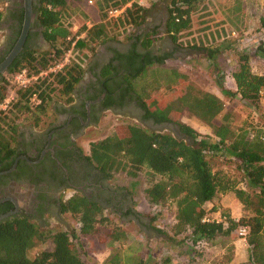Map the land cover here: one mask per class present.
Masks as SVG:
<instances>
[{
  "label": "trees",
  "instance_id": "1",
  "mask_svg": "<svg viewBox=\"0 0 264 264\" xmlns=\"http://www.w3.org/2000/svg\"><path fill=\"white\" fill-rule=\"evenodd\" d=\"M71 1L80 3L83 0H39L38 20L44 27V36L50 49L44 52L25 51L12 61L6 75H0V101L9 90L15 89L14 100L7 110L0 113L2 167H7L17 154L19 121L27 118L38 125L48 116L54 98L71 102L73 90L86 71L85 62L95 54L96 48L115 39L114 32L117 30L138 27L145 20L144 6L134 0H94L99 20L89 27L85 25L86 21L82 22L72 35L71 26L65 22V9ZM238 1L240 0L234 1L235 5ZM128 2L130 6L125 8L121 16L107 17L110 8L123 6ZM202 3V0H168L165 32L176 45L202 51L208 58L214 59L230 46L229 36L240 30L238 6L235 7L237 11L234 15H231L234 20H220L217 24L206 22L210 24H203V30L195 40L185 42V37L180 36H190L193 27H201L202 21L194 17V13ZM260 21L264 27V18ZM108 28L113 30L114 35L108 34ZM156 30L148 32L137 42L145 53L134 52L138 58L134 57L132 62L137 59L138 63L134 64L132 71L125 77L127 89L143 100L141 104L149 117H153L155 122L177 123L187 140L168 132L146 129L134 122L121 121L114 126L110 135L90 143L89 158L107 178L116 171H125L131 177H136L143 166L152 171L157 179L145 189L146 196L155 206L169 203L175 205V222L170 231L175 236L181 235V239L192 245L200 241L212 243L219 237H231L239 226H247V264H264V130L250 131L243 127L233 130L228 112L221 118H216L224 110L219 97L210 93H196L185 78L173 82L169 72L164 73V77L167 84L175 83L170 89L171 94L166 97L158 93L148 97L144 92L149 81L145 83L137 77H146L151 72L153 78L158 79L163 73L160 66L168 58L149 54L150 46L161 38ZM73 41L75 45L69 63L55 72L39 77L26 88H15L11 81L12 74L23 68L34 74L47 70L63 59ZM256 50L264 57V41L257 44ZM150 66H155V71ZM109 73L111 66L106 65L101 74L108 78ZM232 77L236 89L231 91L221 88V93L229 97L239 95L246 107L258 109L261 104L260 92L264 89V74L251 69L250 53L238 54V64ZM144 96L148 97L147 100ZM173 103L210 127L211 134H201L174 118L178 110L173 107ZM209 154L234 157L245 186H239V182L225 172L213 170L208 160ZM228 192H232L249 213L234 219L222 210L220 213L225 217L224 220H206L209 211L219 210V207L207 209L205 204ZM104 209L97 201L76 192L61 205L63 213L77 220L79 227L75 232L61 229L47 232L33 221L17 217L0 223V263L86 264L75 251L74 243L78 236L92 234L99 237L102 232L105 239L121 242L127 239V234L120 226L110 222L103 214ZM130 212L129 209L124 215L127 216ZM155 230L168 237L161 229ZM172 237L169 236L168 239ZM49 239L51 249H42L33 256L29 255L33 246ZM103 264H124L121 253L118 250L112 252Z\"/></svg>",
  "mask_w": 264,
  "mask_h": 264
},
{
  "label": "rangeland",
  "instance_id": "2",
  "mask_svg": "<svg viewBox=\"0 0 264 264\" xmlns=\"http://www.w3.org/2000/svg\"><path fill=\"white\" fill-rule=\"evenodd\" d=\"M91 1V4L88 3V0H83L80 3L71 1L66 7L65 22L71 26L70 31L72 35L78 30L79 24L82 22L88 19L93 22L99 20L96 3L94 0ZM234 1L202 0L201 7L194 13V17L200 18V21H202L200 23L201 27H193L192 35L190 36H180V38L185 37V42L189 43L195 40L196 36L201 32L203 24H217L220 20L231 22L234 20L231 15L238 10L239 20L241 21L239 25L240 30L229 36L230 48H226L218 57L213 59L208 58L202 51L183 47V54L169 56L165 59L162 66L163 73L157 80L151 79L153 77V73L151 74V72L146 75L150 80L145 79L143 75L137 78L139 80L145 79V83L149 81L144 92L148 94V97L157 95L158 93L166 97L171 94L170 89L175 83L167 84L164 73L169 72V76L173 82H178L179 79L183 80L185 78V81L191 85L193 91L196 93L214 94L222 100L224 110L216 118H221L225 112H228L230 126L233 130H239L241 127L250 131L253 129L264 130V89L261 91V104L258 109L246 107L244 101H240L239 95L229 97L221 93V88L231 91L236 89L232 72L237 67L238 54L240 52L250 53L251 69L254 72L264 74V57L256 50L257 44L264 41V27L260 24V20L264 18L263 0H240L236 5ZM140 5L145 8V20L142 26L147 23L154 24L155 21H158V16L155 13H158L160 8L163 11L165 10L166 14L168 12L166 9L168 0H142ZM237 6L238 9L235 10ZM140 28L128 27L122 31L117 30L114 32L115 35L113 34V30L108 28V34L114 35V38L122 43H128L130 38L136 33L135 30L140 31ZM156 31H158L160 36L167 34L164 29ZM2 35L3 32L0 30V42ZM163 46V44H158L155 47L156 51H162ZM100 48L105 47L101 46ZM100 51L99 48H96L95 54ZM89 59L91 60L90 56ZM154 67L150 66V69L155 71ZM3 74L6 75V73ZM178 74L182 75L179 76ZM148 97H145V100ZM138 98L139 100L141 99L140 97ZM61 100L58 97L53 99L47 118L54 115L52 112L53 108L56 105L62 104ZM176 103L172 104L178 110L174 118L188 124L201 134H211L210 127L181 109ZM130 120V118H121L107 114L104 124H101L98 130L92 128L86 130L87 135L83 139L86 152H88L87 141L92 142L103 139L112 133L117 123L121 121L133 122ZM19 124V126H32L31 124L33 123L27 118H22ZM39 124L41 125L42 123L40 122ZM156 129L152 131L168 132L179 139L186 138L182 133L176 134L166 126L158 128V130ZM208 160L213 170L223 171L237 180L239 186H245L234 157L209 154ZM156 179L157 176L145 166L140 169L136 177H131L125 171H116L107 179L109 186L124 194L131 212L125 216L124 211L116 214L112 213L110 209L105 208L103 214L108 217L110 222L117 223L120 226L121 230L127 234V239L124 242L105 239L102 232H100L99 237L92 234L78 236L74 243L75 251L86 264H103V261L116 250L121 253L124 264H214L219 262L231 264V261L236 256L235 264H247L249 247L246 239H241L236 230L231 237H219L212 243L200 241L196 245H192L189 241L181 239V235H173L170 229L175 222V205L169 203L155 206L149 201L145 193V189L154 183ZM224 195H227L225 205H222L220 201L223 196L218 195L212 202L205 204L206 208L219 207L220 211L225 210L234 219H238L242 215L249 213L243 208L232 192ZM216 211H209V214ZM60 220L59 223L52 224L53 231L61 229L75 232L78 230L79 225L77 220L69 214L64 213ZM155 228L161 229L164 234H168V237L158 233ZM169 236L173 237L168 239ZM51 248L52 243L50 239L38 242L30 249L29 255L33 256L39 250Z\"/></svg>",
  "mask_w": 264,
  "mask_h": 264
},
{
  "label": "flooded vegetation",
  "instance_id": "3",
  "mask_svg": "<svg viewBox=\"0 0 264 264\" xmlns=\"http://www.w3.org/2000/svg\"><path fill=\"white\" fill-rule=\"evenodd\" d=\"M29 2L28 30L13 60L27 50L44 52L50 49L44 27L38 20L39 0ZM26 5V0H0V30L3 32L0 63L21 36ZM155 14L158 21L154 24L139 26L142 37L154 29L165 30L168 14L162 8ZM141 40L136 35L128 43L107 42V49L92 56L73 90L71 102L56 105L52 111L54 115L45 117L41 125L18 127L17 154L7 167L0 166V217L10 213L0 223L17 217L33 221L41 230L53 231L52 224L59 223L64 214L62 203L76 192L97 201L112 213L129 210L124 194L109 186L108 178L90 160L91 141H87L86 152L83 139L87 129L98 130L104 124L107 114L130 118V121L149 130L166 126L176 134L180 132L173 121L155 122L147 115L138 96L127 89L125 77L138 63L137 59L132 62L134 57L138 58L134 52L145 53L137 44ZM158 44L164 45L162 51H156ZM148 51L152 56L169 57L183 54L184 48L171 42L169 35L164 34ZM104 61L105 65L111 66L108 78L101 74Z\"/></svg>",
  "mask_w": 264,
  "mask_h": 264
},
{
  "label": "built area",
  "instance_id": "4",
  "mask_svg": "<svg viewBox=\"0 0 264 264\" xmlns=\"http://www.w3.org/2000/svg\"><path fill=\"white\" fill-rule=\"evenodd\" d=\"M88 3H92L91 0H88ZM130 6V3H127L123 6H117L110 8L107 11V17L108 18H117L121 16V14L125 11V8ZM86 26L89 27L91 26L90 22H86ZM234 34V32H233ZM75 45V41L71 43L70 49L67 50L65 53L63 59L59 61L57 64H54L52 66H49L47 70L40 71L38 74L30 73L28 69L23 68L16 73L12 74L11 76V81L12 84L15 86V88H26L28 85H30L32 82L36 81L39 77L45 76L48 72H55L62 68L65 64L69 63L70 58H71V53L72 49ZM14 90H9L8 94L3 98V100L0 101V113L4 112L7 110L9 105L12 103L14 100ZM262 93V92H260ZM206 220H215V221H222L225 219V217L221 216L220 210H217L216 212H213L212 214H208L205 218ZM237 234L238 236L245 240L248 232V227L247 226H239L237 228Z\"/></svg>",
  "mask_w": 264,
  "mask_h": 264
},
{
  "label": "water",
  "instance_id": "5",
  "mask_svg": "<svg viewBox=\"0 0 264 264\" xmlns=\"http://www.w3.org/2000/svg\"><path fill=\"white\" fill-rule=\"evenodd\" d=\"M26 3H27V5H26V13H25V22L23 25L21 36H20L17 44L13 48V50L7 55L5 60L2 63H0V75H2L4 72L7 71L8 65L11 63L13 58L17 55V53L20 51V49L22 47V43L24 41L25 35L27 33V30H28L29 18H30V13H31V6H30L29 0H26ZM9 214L10 213L1 216L0 220L5 218Z\"/></svg>",
  "mask_w": 264,
  "mask_h": 264
},
{
  "label": "crops",
  "instance_id": "6",
  "mask_svg": "<svg viewBox=\"0 0 264 264\" xmlns=\"http://www.w3.org/2000/svg\"><path fill=\"white\" fill-rule=\"evenodd\" d=\"M134 1H136L138 4H140V3H142V0H134ZM128 3H130V2H128ZM166 9H167V6H166ZM86 22H90L91 23V25H92V23H94L92 20L90 21V19H88ZM137 28H139V26L138 27H135V29H137ZM136 31V33L134 34V36H136V35H139V38H142L143 39V37H142V35H140L139 33H140V31H138V30H135ZM113 42V41H115V42H120L119 40H116V39H111V40H109V41H107V42ZM107 42H105L104 44H102V45H100V46H98L97 47V49L99 48V50H103V49H105V48H100L101 46L103 47H105V44L107 43ZM95 55V54H94ZM93 55V56H94ZM92 58V57H91ZM90 63V59H87L86 60V62H85V68H86V66H88V64ZM106 63H105V61L103 62V66L105 67L106 65H105ZM164 64V63H163ZM163 64H162V66H163ZM162 66H161V68H162ZM103 67V68H104ZM102 68V69H103ZM145 79H147V77H145ZM144 79V80H145ZM151 79H153V80H156L157 78H151ZM150 80V79H149ZM62 101V100H61ZM141 101H143V100H141ZM63 102V101H62ZM221 196H223V198L220 200L221 201V203H222V205H225V200H226V197H227V195H221ZM237 257V256H236ZM235 257V258H236ZM234 258V260L233 261H231V264H232V262H233V264H235L236 263V259ZM230 264V263H229Z\"/></svg>",
  "mask_w": 264,
  "mask_h": 264
}]
</instances>
